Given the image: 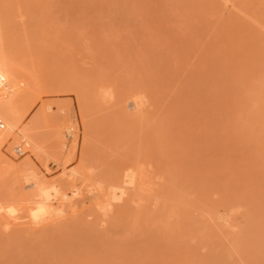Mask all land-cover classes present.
Here are the masks:
<instances>
[{"label": "rangeland", "instance_id": "374dc122", "mask_svg": "<svg viewBox=\"0 0 264 264\" xmlns=\"http://www.w3.org/2000/svg\"><path fill=\"white\" fill-rule=\"evenodd\" d=\"M80 94L89 179L33 223L31 179L61 192L79 166ZM58 101L74 159L13 153L6 122L47 138L34 116ZM0 122V204L22 216L1 217L0 264H264V0H0Z\"/></svg>", "mask_w": 264, "mask_h": 264}, {"label": "bare ground", "instance_id": "6f19581e", "mask_svg": "<svg viewBox=\"0 0 264 264\" xmlns=\"http://www.w3.org/2000/svg\"><path fill=\"white\" fill-rule=\"evenodd\" d=\"M13 81L11 83V84H13L12 86L15 88H18V90L20 92V90L22 89L21 84H23L24 82L23 83H22V81L18 82L17 80H15L14 82ZM19 85H21V86H19ZM15 88L13 89V91L15 90V92L17 93ZM79 89H80V87H79ZM21 91H23V89ZM52 91H50V92L52 93ZM68 91H70V90H68ZM79 91H81V89ZM19 92L17 94L21 93V92L20 93ZM65 93H67V92H65ZM72 93H73V90H72ZM79 96L77 95L76 101L77 100L79 101V109L81 112V113L79 112V114L83 118V123H82L83 132L82 133H83V138L85 137V140L83 139V141H84L83 145H81V147H80L81 153H79L80 154L79 158H78L79 162H77V163H79V166L76 163L77 168L73 169V171L71 170L72 172H70V174L67 173L68 175H66V176L63 174L65 177H63V180L61 179L60 184L64 189L61 192L56 186L47 185L46 181H42V180L38 179L37 176L34 175L35 177H33V179H31L32 182H30V184L34 188V193L33 192L32 193L35 197H37V200H35L34 203H32V204H28L25 208V210L27 209V215H26L27 218H29L33 223L38 224L39 222L41 223V221L43 222L44 220L46 221L48 219H52V218L57 217V216L58 217L62 216V214H63V211L61 208L63 205L62 203L64 201H69V200H72L76 197L78 198L80 196V193H81L80 188L79 187L74 188L73 184L76 180V177L79 175L78 172H80V170L83 173H86L85 167L88 164V162H87L88 161V156H87L88 155V153H87L88 145L86 142L88 140H86V138H88L87 137V135H89L88 130L91 127L88 124V122L86 123V119H85L86 114H87V110H88L87 109L88 107L86 105L89 103L84 104L85 103V99L83 100L84 95L81 96V94H80ZM78 97L82 98V99L79 100ZM75 98H76V96H75ZM66 100H68V99H66ZM81 100H83L84 102H82ZM78 101H77V104H78ZM55 102H57V101H55ZM66 102H62V103L59 101H58V103L51 102L52 104L47 103V102L46 103L42 102L44 104L41 103L42 105H40V108L37 109L34 117L40 118L42 120V123L44 124V126L47 127V130H48L47 138H46V136H44L45 134L43 135L44 137L41 138L40 136H38V134L33 132L34 130L32 131V128H29V127L15 128L16 124H13V123L11 124L10 122H6L7 128L5 127L4 130H8L9 131L8 133H10L11 131L13 133H15V135H14L11 132L13 137H15V139H12V140L17 141V143L15 142V146L12 148V152L15 153V149H18V148H20V150L24 151V152L30 150V152H32L34 154L39 153V154L45 156L46 158L51 159L52 161H54V163H57V164H61V162H62V164H65L64 161L67 162V161L71 160L73 157H75L76 140L78 138L79 133H76L77 129H75V127H74L76 125V122L74 120L73 111L71 110L72 109L71 107H73V106H71L70 108H69V106L71 104H69L68 107H67V105L64 106V103H66ZM67 103H71V101L69 102V100H68ZM72 105H74V104H72ZM63 109H66L68 111L63 110ZM69 110H70V112H69ZM81 116H79V117H81ZM81 121H82V119H81ZM90 123H93V122L91 121ZM89 131H91V129ZM11 133L9 135H11ZM12 135H11V137H12ZM68 135L72 136V140L70 142H69V140L66 141V139H68V137H67ZM14 141H12V142H14ZM67 142L70 143L69 146L66 145ZM23 146H25V147L27 146V149L24 148ZM43 156H41L42 159H43ZM37 157H40V156H37ZM86 168H88V167H86ZM76 169L78 172L76 171ZM82 172H81V174H82ZM87 172H89V170ZM127 174L124 176H127ZM80 176L83 180L85 178L89 179V177H88L89 174H87V173L84 175L85 177L83 176V174L79 175V178H80ZM129 176H130V174H129ZM126 178H125V180H126ZM131 178H133V177H131ZM128 180H130L129 184H131L130 177H128ZM26 181L28 183V179H26ZM91 181H89V183ZM128 182L129 181H127V183ZM89 183H88V186H89ZM125 183H126V181H125ZM125 183H124V185H125ZM90 184H91L89 186V187H91L90 192L93 193V191H94V193H95L99 187L97 186V190L95 191L96 186H94V185H96V184H94V183H90ZM125 186H128V185H125ZM123 189L120 188L121 191H120L119 195L124 194V192L122 193ZM50 191L54 193L52 198H51ZM66 191L67 192L70 191V192L68 194H66ZM119 198L120 197H118V196L117 197L113 196L110 199L111 200L112 199L117 200ZM107 204H109V203H107ZM16 213H19L18 209L16 210V208L13 207V205L0 204V220H1V217H2V219L4 218L3 220H1V221H3V222H1V223H3V225L9 227L10 223H12L14 221H19L20 219H22V216L17 215ZM19 224H20V222H19ZM2 228H3V226H2ZM83 234H85L86 236L89 235V233H87V232H85Z\"/></svg>", "mask_w": 264, "mask_h": 264}, {"label": "built area", "instance_id": "2783aa9c", "mask_svg": "<svg viewBox=\"0 0 264 264\" xmlns=\"http://www.w3.org/2000/svg\"><path fill=\"white\" fill-rule=\"evenodd\" d=\"M2 128H3V125H2L1 122H0V130H1ZM68 137H69V135H68ZM24 153H25V152H24V151H21L20 148L15 149V154L18 155V156L23 155Z\"/></svg>", "mask_w": 264, "mask_h": 264}]
</instances>
